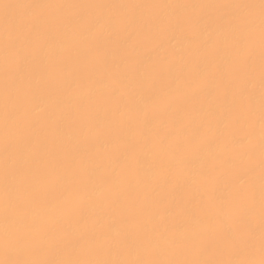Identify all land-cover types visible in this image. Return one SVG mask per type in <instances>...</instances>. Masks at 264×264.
Segmentation results:
<instances>
[{"label":"rangeland","instance_id":"obj_1","mask_svg":"<svg viewBox=\"0 0 264 264\" xmlns=\"http://www.w3.org/2000/svg\"><path fill=\"white\" fill-rule=\"evenodd\" d=\"M262 129L264 0H0V264H264Z\"/></svg>","mask_w":264,"mask_h":264},{"label":"bare ground","instance_id":"obj_2","mask_svg":"<svg viewBox=\"0 0 264 264\" xmlns=\"http://www.w3.org/2000/svg\"><path fill=\"white\" fill-rule=\"evenodd\" d=\"M205 31H206V30H205ZM210 32H211V31H210ZM201 36H202V35H201ZM204 37H205V36H204ZM168 46H169V45H168ZM221 49H223V48L221 47ZM225 50H226V49H225ZM220 51H221V50H220ZM222 52H223V51H222ZM218 54H219V53H218ZM220 56H221V55H220ZM218 58H219V57H218ZM215 59H216V58H215ZM218 60H219V59H218ZM201 63H202V62H201ZM201 67H202V66H201ZM196 70H197V69H196ZM137 103H138V102H137ZM42 105H43V104H42ZM227 108H228V107H227ZM153 125H154V124H153ZM261 132H262V133H260V134H259V133H258V134H257V133H254V134H256V135L253 134L254 136H253L252 134H250V138H249L250 141H252V140H253L252 142H255V141L258 142V141H260V140L262 139V136L264 137V135H263V134H264L263 129L261 130ZM248 137H249V136H248ZM249 139H247V140H249ZM262 141H263L262 143L264 144V138L262 139ZM256 142H255V144H257ZM259 143H261V141H260ZM263 152H264V151H263ZM187 156H188V155H187ZM185 162H187V161H185ZM189 162H190V161H189ZM158 164H159V163H158ZM138 165H139V164H138ZM140 165H141V164H140ZM176 165H177V164H176ZM179 165H180V164H179ZM185 166H186V165H185ZM95 167H96V166H95ZM139 167H140V166H139ZM175 167H178V166H175ZM91 168H93V167H91ZM140 168H141V170H142V167H140ZM140 168H139V169H140ZM144 168H145V167H144ZM94 170H96V169H94ZM141 170H140V171H141ZM89 172H91V171H89ZM94 172H95V171H94ZM94 172H93V173H94ZM138 172H139V171H138ZM141 172L144 173L143 170H142ZM141 172H139V173L141 174ZM91 173H92V172H91ZM85 174H86V173H85ZM138 177H139V176H138ZM86 178H87V177H86ZM88 179H89V178H88ZM143 180H144V178H143ZM29 184H30V183H29ZM98 185H99V184H98ZM100 185H101V184H100ZM103 186H104V185H103ZM87 187H88V186H87ZM98 187H99V186H98ZM98 187H96V188L93 187L92 190H91V191H93V192L91 193V191L89 190V191H90L89 193L93 194V193L99 192L98 190L101 191V189H99ZM105 188H106V187H105ZM10 189H11V187H10ZM17 190H18V189H17ZM19 190H21V189H19ZM13 192H14V190H13ZM18 193H19V192H18ZM85 193H86V192H85ZM21 194H22V193H21ZM3 195H4V194H3ZM80 195H81V194H80ZM12 196H13V195H12ZM17 196H18V195H17ZM3 197H5V196H3ZM13 197H14V196H13ZM13 197H11V199H12ZM8 198H9V197H8ZM92 198H93V197H92ZM6 200H7V199H6ZM12 200H13V199H12ZM89 200H90V199H89ZM89 200H88V201H89ZM258 200H259V199H258ZM3 201H4V200H3ZM7 202H8V201H7ZM52 202H53V201H52ZM5 203H6V202H5ZM11 203H12V202H11ZM1 204H2V203H1ZM6 205H8V204H6ZM54 205H55V204H54ZM89 205H90V204H89ZM51 207H52V205H51ZM51 207H50V208H51ZM0 208H1V207H0ZM2 208H4V207H2ZM45 208H46V207H45ZM50 208L47 207L46 209L42 210V212L40 211L42 214H41L40 212H39V213H38V212H35V213L31 212L32 214L29 213V217H30V215H31V217L36 218L38 214H40V215H43V214H49V213L51 212V209H50ZM18 210H19V209H18ZM18 210H16L17 213H18ZM29 210H30V209H29ZM36 211H37V210H36ZM54 212H55V211H54ZM20 213H21V211H20ZM23 213H24V212H23ZM37 213H38V214H37ZM58 213H59V212H58ZM13 214H14V213H13ZM53 214H54V213H53ZM53 214H52V215H53ZM249 215H250V214H249ZM7 216H8V215H7ZM12 216H13V215H12ZM12 216H11V217H12ZM8 217H9V216H8ZM15 217H16V218H15ZM15 217H14V218H15L16 221H17L19 218L22 217V213H21V215H19V216H15ZM2 218H3V217H2ZM6 218H7V217H6ZM14 218H13V219L11 218V219L13 220V222L15 221ZM17 218H18V219H17ZM0 219H1V218H0ZM8 219H9V218H8ZM102 220H103V219H102ZM104 220H105V219H104ZM7 221H8V222H7ZM7 221H6V220L4 221V220L1 219V221H0V229H2V228L5 229V227L7 228V226H9L8 224H10V222H9V220H7ZM19 221H20V220H19ZM21 221H22V220H21ZM35 224H36V223H35ZM10 225H11V224H10ZM17 225H18V224H17ZM16 227H17V226H16ZM13 229H14V227H13ZM0 231H1V230H0ZM2 231H3V230H2ZM6 232H8V231H6ZM186 232L188 233V230L186 231L185 229H183L181 232L176 233V234H175V237H176V238H180V237L185 238V237H183V236H186V235H185ZM189 233H190V231H189ZM189 233H188V234H189ZM4 234H5V233H4ZM188 234H187V236H188ZM3 237H4V236H3ZM2 239H3V238H2ZM22 239H23V238H22ZM3 240H4V239H3ZM0 241H1V240H0ZM155 241H157V240H155ZM146 242H147V241H146ZM148 242H149V241H148ZM149 243L151 244V242H149ZM149 243H148V246H149ZM156 243H158V242H156ZM21 244H22V246L24 245L23 243H21ZM6 245H8V244H6ZM18 245H19V244H18ZM129 245H130V243H129ZM129 245H128V246H129ZM131 245H132V244H131ZM146 245H147V243H146ZM152 245H153V241H152ZM155 245H156V244H155ZM141 246H142V245H141ZM153 246H154V245H153ZM7 247H8V246H7ZM10 247H11V246H10ZM13 247H14V246H13ZM141 248H142V247H141ZM150 248H151V245H150ZM150 248H149V249H150ZM4 250H6L5 247H4ZM131 250H133V248H132ZM134 250H135V249H134ZM142 250H143V249H142ZM13 251H14V250H13ZM20 251H21V250H20ZM121 252H122V250H121ZM7 253H8V252H7ZM119 253H120V252H119ZM113 255H114V254H113ZM113 255H110V256L112 257ZM134 255H136V254H134ZM6 256H7V255H6ZM118 258H119V257H118ZM240 258H242V257L240 256ZM240 258H239V259H240ZM108 259H109V257H108ZM116 259H117V256H116ZM250 260H251V259H250ZM111 261H112V260H111ZM114 261H115V260H114ZM251 261H252V260H251ZM105 262H107V261H105ZM101 263H102V262H101ZM239 264H240V263H239Z\"/></svg>","mask_w":264,"mask_h":264}]
</instances>
